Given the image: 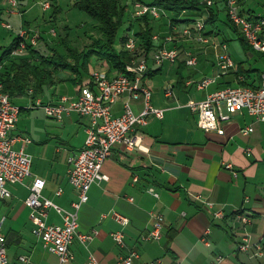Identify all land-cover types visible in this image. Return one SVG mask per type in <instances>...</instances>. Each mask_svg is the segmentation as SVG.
<instances>
[{
	"label": "crops",
	"instance_id": "obj_1",
	"mask_svg": "<svg viewBox=\"0 0 264 264\" xmlns=\"http://www.w3.org/2000/svg\"><path fill=\"white\" fill-rule=\"evenodd\" d=\"M129 1L127 0L128 5ZM5 2L6 0H1L0 16L15 18L17 26L21 25V21L31 28L40 23L37 17L34 18V23L31 20L24 21V15L33 8L29 0H18L21 18L7 12ZM250 3L261 9L250 6ZM220 4L225 10V3ZM262 7L261 1L250 0L242 4L241 11L245 16L251 17L259 13ZM202 17L208 19L209 14L206 12ZM40 32L42 40L37 48L46 53L40 46L50 45L48 33L43 29ZM180 38L179 36L178 40ZM176 45L180 48V57L176 64H170L175 67L173 70L176 79L164 85H149L148 81L163 73L166 65L156 67L151 57L148 60L149 72L159 69L160 72H148L143 80V84L152 93V105L164 109V117L158 119L150 116L148 124L137 129L140 150L125 152L117 147L103 164L102 173L108 179L91 187L88 201L78 214V234H92L94 230L98 233L87 243H82L76 237L70 246L73 260L67 264H89L90 256L94 257L96 264H124L123 259L133 251L139 255L138 259L133 260V264H212L218 256L224 257L221 264H264V257L238 250L244 238H249L254 243L264 237V122L242 112L235 114L225 124L224 135L207 133L198 127L197 115L187 107L189 102L205 100L208 94L225 86L236 87L244 82L245 86L257 89L264 71L259 73L254 68L246 70L242 63H236L232 59L235 68L221 76L217 83L201 91L196 84L206 78L216 77L219 72L216 51H205L202 44L191 41H181ZM6 48L0 47V55ZM206 53L209 57L211 53L212 58L214 55L213 61L204 56ZM260 54L261 59L264 58V53ZM189 56L196 58L197 64L193 67L183 65ZM90 68L87 74L81 76L82 81L77 80V74L62 71L56 75L54 84L45 86L41 94L37 95L31 86L33 94L27 92L11 97V102L16 105L14 100L28 98L32 102L39 99L43 104H53L61 97L75 99L79 95V89L90 83L92 72H108L106 63L98 59L93 60ZM209 68L212 69L211 75L208 73ZM2 71L3 69L0 73ZM179 73L183 75L182 85L178 83ZM67 82L73 86L72 89L63 86ZM59 85L62 86L60 92L64 91L66 95L57 93ZM168 86L173 88V98L165 96ZM127 100L126 96L120 98L112 108L113 113H122ZM131 103L136 114L143 110L142 99ZM20 108L23 112L28 111ZM50 119L62 127V130L55 129L56 135L52 138H58L66 146L29 148L30 152H27L26 148L33 144L32 141L25 147V151L37 164L32 162L31 176L26 179V184L20 186L27 194L22 205H11L14 221L25 218L27 222H31V210L25 201L36 178L46 181L44 197L62 208L71 210L72 203L78 201V192L68 180V160L84 146L90 120L76 113L65 115L62 121ZM248 126L253 127L254 131L245 136L240 130ZM68 129L71 131H67ZM15 130L12 136H24ZM18 146L20 147L18 144L16 149ZM41 165L46 170H41ZM228 165L231 167L228 168ZM11 188L10 199L18 198L14 194L18 190L16 186ZM150 188L158 193V198L148 191ZM59 189L63 190L61 196L56 195ZM197 196L201 200H197ZM10 199L0 201L8 203ZM204 202L211 203L213 208L207 211L203 207ZM114 212L127 218L129 224L125 227L118 224L112 217ZM216 212H221L222 217L216 218ZM154 216L164 218L161 238L146 241L143 237L152 230L156 222ZM242 217H247L249 222L244 223ZM2 218H6V223L7 217L2 216L0 220ZM48 222L62 224V218L51 209ZM32 226L34 229L33 223ZM116 232H123L125 247L113 240L112 235ZM12 233L18 236L20 243L21 232L15 230Z\"/></svg>",
	"mask_w": 264,
	"mask_h": 264
},
{
	"label": "built area",
	"instance_id": "obj_2",
	"mask_svg": "<svg viewBox=\"0 0 264 264\" xmlns=\"http://www.w3.org/2000/svg\"><path fill=\"white\" fill-rule=\"evenodd\" d=\"M203 5L210 8L215 5V0H200ZM250 0H225L227 17L244 38L246 43L256 52L264 53V0L262 10L251 16H245L241 11V6ZM133 18L148 15L153 19H159L164 12L155 6L146 5L138 0H131ZM7 12L22 17V11L18 0H6ZM44 11L52 8L50 2H42ZM205 17L198 18L195 23L183 28L173 27V34L165 37L164 45L152 55L153 63L156 67H163L165 64H176L180 57L177 47H169V44L179 41L181 38L187 41L202 45L211 44L210 37L205 35ZM7 30H14L12 25L3 24ZM50 34L56 36L55 29H51ZM180 34V35H179ZM41 32L30 27L26 28L24 23L18 28V44L11 52L12 59H19L27 54L29 46L36 48L39 44ZM181 37L178 40V37ZM158 40V36L153 37ZM183 40H180V42ZM217 57V68L219 74L213 78H206L196 84L198 90H206L218 79L235 68V64L228 53L225 43H212ZM126 49L134 53L137 50V40L133 33H129L125 44ZM187 66L193 67L197 64L196 58L189 56L186 61ZM2 65L0 64V69ZM149 72L148 60L142 58L133 60L126 66V73L107 74L96 70L90 75V83L79 89V95L75 99L61 97L57 103L43 104L37 99L34 106L44 109L50 118L62 121L65 115L72 113L79 114L90 120L86 128V140L82 149L75 156L69 158L68 180L70 185L78 192V201L72 203V209L66 210L44 197L43 192L46 181L36 178L29 188V195L25 204L30 208V221L34 225L33 233L42 243L44 250L59 258L60 264H67L73 260L70 246L77 237L82 243L92 241L97 235L94 230L92 234H78L79 221L78 214L81 207L88 201V192L97 183L106 181L108 178L102 173L103 164L112 156L115 148L120 147L125 152L140 150V139L136 136V131L140 127L148 124V118L154 116L158 119L164 117V109L152 105V93L143 84L145 75ZM29 94L34 90L30 88ZM127 97L124 102L122 113L114 114L113 106L120 98ZM167 98H173V88L168 86L165 90ZM142 99L143 110L136 114L131 101ZM187 107L197 115L198 127L207 133L214 132L224 135V126L229 123L235 114L247 112L259 122H264V73L261 76V84L257 89L250 87H225L207 95L205 100L191 101ZM21 108L11 102V97L4 91L0 82V200L10 199L12 193L9 186L23 185L26 179L31 176L32 157L25 151V147L32 143L28 137L12 136L19 122ZM251 126L242 128L240 132L248 136L253 133ZM19 149H16L17 145ZM248 153L250 149L247 150ZM228 168L231 166L228 165ZM137 181V178L134 179ZM155 198L159 195L153 188L148 190ZM62 189L56 193L61 196ZM197 200H201L197 196ZM203 207L210 211L213 205L204 202ZM53 209L61 218L62 224L49 223V211ZM216 218L222 217L221 212L214 214ZM112 217L121 226L129 224V220L119 213H112ZM155 224L149 233L143 237L146 241L158 240L161 238V231L164 227V218L154 216ZM244 223L249 222L247 217L241 218ZM6 218L0 220V264H10L8 257L7 237L4 233V223ZM113 240L121 247H125L123 232H116L112 235ZM238 250L243 253L252 252L257 257H264V237L258 242H251L249 238H244L239 244ZM139 255L133 251L123 259L124 264H133L134 259ZM89 264H96L93 256L89 257ZM224 257L218 256L212 264H221ZM18 263L29 264L30 260L26 256H20ZM155 262L152 264H157Z\"/></svg>",
	"mask_w": 264,
	"mask_h": 264
},
{
	"label": "trees",
	"instance_id": "obj_3",
	"mask_svg": "<svg viewBox=\"0 0 264 264\" xmlns=\"http://www.w3.org/2000/svg\"><path fill=\"white\" fill-rule=\"evenodd\" d=\"M138 1L146 5L155 6L163 11L164 14L159 19H153L148 15L133 18L131 13L128 29L119 43L117 41L118 32L126 22L125 15L129 8L127 0H75L74 7L87 14L97 23L95 28L99 34L87 36L89 43L81 49L71 44L67 30L70 28L67 26V36L61 39L63 50L46 45V51L48 52L43 53L37 47L31 48L29 46L25 56L19 59H12L10 57L11 52L17 46L19 40L15 38L12 44L0 55V64L2 65L0 71L3 69L2 74L0 73V82L3 84L4 91L10 97H14L27 93L32 86L37 95L41 94L45 86L54 84L56 75L62 71L73 72L79 76L77 80L82 81L81 76L89 72L94 59L106 63L108 67V72L106 73L109 75L126 73V66L130 65L133 60L142 58L149 60L154 52L163 47L165 37L162 33L164 32L159 34L161 37L156 34L157 29L161 30L162 28L161 23H156L159 20L164 21L169 34H173L174 26L179 24L191 25L200 18L198 16H203L207 12L209 18L206 20L204 34L216 36L220 33L217 31V25L221 21V9L219 7L220 3L225 0H215V5L210 8L203 5L200 0ZM52 3L54 10L50 20L53 21L59 11L57 0H53ZM226 18L228 19V17ZM227 23L230 28L234 29L235 33L238 32L230 24L229 19ZM132 31L135 32L134 36L137 40V50L134 53L128 52L125 48L127 37ZM156 35L158 40L153 39ZM241 38L244 41V38ZM39 40H42V36H40ZM173 43H176V41ZM169 47H177V45H169ZM157 72H160V69L149 72V74ZM178 81L182 85L183 75L180 73ZM245 85L244 82L240 84L242 87H247ZM18 242L19 239L16 234L7 235V246Z\"/></svg>",
	"mask_w": 264,
	"mask_h": 264
},
{
	"label": "rangeland",
	"instance_id": "obj_4",
	"mask_svg": "<svg viewBox=\"0 0 264 264\" xmlns=\"http://www.w3.org/2000/svg\"><path fill=\"white\" fill-rule=\"evenodd\" d=\"M50 2L51 5L53 4V0H29V4L33 6L32 10L24 15V21L31 20V23H34V18L37 17L39 22L35 26H33L32 29H37L40 31V29L47 31L48 33V43H50L51 47L58 48L60 50H63L61 46V39L67 36L66 32V26H69L70 29L68 30V37L71 41V44L78 48H83L87 43H89L88 37L91 34L93 35H99L98 31L96 30L95 26H97V23L94 22L87 14L84 12H81L77 10L74 7L75 0H57L58 5V15L57 18H53V21L50 20L52 17L49 18L50 15L53 14L54 8H51L48 11H44L41 7L42 2ZM130 5L127 10V13L125 15L126 22L123 24V26L120 28L117 36L118 43L120 42L123 35L126 33V30L128 29V22L130 21V15L131 10L133 8L131 4V0L129 1ZM250 6L254 8H259L258 5H255L253 3L249 4ZM36 6V7H35ZM221 13H220V22L217 25V31L220 33L218 35L211 36L210 41L213 43L214 41H217L218 43H225L228 47V53L231 56V58L236 63H242L243 67L248 70L250 68L257 69L259 73L264 71V58L261 59L262 55L255 50H253L246 41H242V36L240 33H234V29L230 28L227 21V13L226 9L224 10V6L220 4ZM258 9V10H259ZM7 15L0 16V47H8L12 41L18 37V28L17 22L15 18H8ZM53 16V15H52ZM20 18V17H19ZM42 20V21H41ZM48 20V21H47ZM10 24L12 25L14 30H7L3 27L2 24ZM156 23H161L162 28L157 29L156 34L160 36L159 34L162 33L164 37L169 35L168 28L165 26V22L162 20H159ZM231 24V23H230ZM232 25V24H231ZM26 28H28L27 25H25ZM185 25L179 24L178 28H183ZM234 27V26H233ZM31 28V27H30ZM51 29H55L56 36H52L50 34ZM135 34V32H130ZM180 35V34H179ZM94 36V37H95ZM161 37V36H160ZM183 41H187L185 39H180ZM179 40V41H180ZM41 40H39L40 42ZM177 41L176 43H172V45H176L177 43H180ZM211 44L202 45L205 49V51H212L214 52V48ZM39 45V44H38ZM39 48V46H38ZM40 49H43L46 53V47L40 46ZM179 51L180 49L177 48ZM2 52V50L0 51ZM213 55V54H212ZM261 55V57H260ZM209 58V61H213V58L210 57L209 54L206 53L204 55ZM258 60V61H256ZM91 69V68H90ZM173 65L171 67L170 64H166L165 68L163 70V73L158 74L153 79L149 80V85H153L154 87L156 85H164L170 82L171 80L174 81L176 79L175 71L173 70ZM211 68H209V72L211 75ZM219 74V72H217ZM63 86H69L70 89L73 88V86L70 83H65ZM235 87V86H234ZM62 89V86L57 87V93L60 95H66L64 91L60 90ZM57 97H60L57 95ZM34 102V101H33ZM30 99H16L14 100V103L18 107H22L24 109H27L28 111H22L19 115V122L17 124V129L15 130L16 133H20L21 135H24L23 137H28L33 141V144L29 145L26 148L27 152H30L29 148H57L64 146V142H61L58 138H52L55 136V129L62 130V127H60L61 124L57 123L56 121L50 119L44 109L37 108L34 106L35 103H33ZM67 131H71L68 129ZM66 146V145H65ZM20 148L19 146L17 149ZM32 158L33 164H37L35 159ZM35 167V166H34ZM45 166L41 165L40 169L44 170ZM37 169V166H36ZM46 170V168H45ZM29 179V178H28ZM27 179V180H28ZM27 180L24 182L26 184ZM19 190L22 185H14L11 187H15ZM10 187V190L12 192V188ZM14 191V194L18 196V198L10 199L8 200V203L0 201V217L6 216L7 221L4 224V232L6 235H10L12 231H20L22 240L20 243H12L10 246H8V257L10 259V264H20L18 263V258L20 256H26L29 258L30 263L29 264H60L59 258L48 251L44 250L42 243L38 237H36L33 233L32 229V223L27 222V219L23 218L19 221H14L13 219V209L11 207L12 203L13 205H22L23 201L25 200L27 194L24 192V189L21 188V191ZM25 223V224H24ZM27 223V224H26ZM25 225V226H24Z\"/></svg>",
	"mask_w": 264,
	"mask_h": 264
},
{
	"label": "bare ground",
	"instance_id": "obj_5",
	"mask_svg": "<svg viewBox=\"0 0 264 264\" xmlns=\"http://www.w3.org/2000/svg\"><path fill=\"white\" fill-rule=\"evenodd\" d=\"M126 48V47H125ZM127 50V49H126ZM128 51V50H127ZM129 52V51H128ZM131 53V52H130Z\"/></svg>",
	"mask_w": 264,
	"mask_h": 264
}]
</instances>
